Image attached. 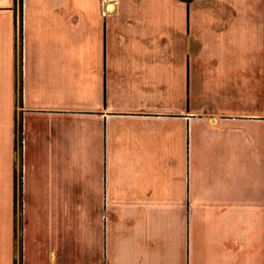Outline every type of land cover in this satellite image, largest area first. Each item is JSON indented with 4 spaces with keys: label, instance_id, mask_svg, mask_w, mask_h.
<instances>
[{
    "label": "crops",
    "instance_id": "crops-1",
    "mask_svg": "<svg viewBox=\"0 0 264 264\" xmlns=\"http://www.w3.org/2000/svg\"><path fill=\"white\" fill-rule=\"evenodd\" d=\"M169 1L0 0V264H264V0Z\"/></svg>",
    "mask_w": 264,
    "mask_h": 264
},
{
    "label": "rangeland",
    "instance_id": "rangeland-1",
    "mask_svg": "<svg viewBox=\"0 0 264 264\" xmlns=\"http://www.w3.org/2000/svg\"><path fill=\"white\" fill-rule=\"evenodd\" d=\"M117 3L122 4V0H118ZM141 5H143V6H168V5H170V1L169 0H142ZM141 32L143 34L145 33V31H141ZM151 32L155 34V37H163L164 38V31H151ZM184 65H185V69L183 72L184 78L188 82V80L190 79L191 73H192L191 62L187 61V62H185ZM175 73L181 75V73H179L177 71V68H175L173 75L171 77L172 81L174 82L173 83L174 84V86H173L174 91L176 90L175 80L177 79ZM188 89H190V84H187V92H188Z\"/></svg>",
    "mask_w": 264,
    "mask_h": 264
},
{
    "label": "trees",
    "instance_id": "trees-1",
    "mask_svg": "<svg viewBox=\"0 0 264 264\" xmlns=\"http://www.w3.org/2000/svg\"><path fill=\"white\" fill-rule=\"evenodd\" d=\"M22 1V0H21ZM184 2H186L188 5H190L194 0H182Z\"/></svg>",
    "mask_w": 264,
    "mask_h": 264
}]
</instances>
